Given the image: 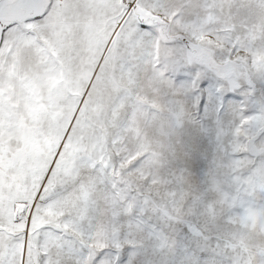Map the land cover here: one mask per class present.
<instances>
[{
  "label": "snow or ice",
  "instance_id": "snow-or-ice-1",
  "mask_svg": "<svg viewBox=\"0 0 264 264\" xmlns=\"http://www.w3.org/2000/svg\"><path fill=\"white\" fill-rule=\"evenodd\" d=\"M0 264H264V0H0Z\"/></svg>",
  "mask_w": 264,
  "mask_h": 264
}]
</instances>
